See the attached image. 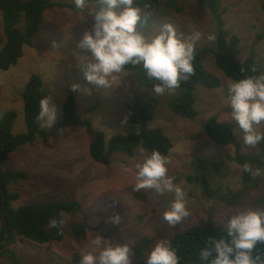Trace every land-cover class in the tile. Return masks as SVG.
<instances>
[{"label": "rangeland", "instance_id": "obj_1", "mask_svg": "<svg viewBox=\"0 0 264 264\" xmlns=\"http://www.w3.org/2000/svg\"><path fill=\"white\" fill-rule=\"evenodd\" d=\"M52 1L74 3V0ZM261 1L221 0L226 8L225 28L241 41L237 51L239 60L244 61L255 52L260 74L264 73V39L257 42L258 35L264 32ZM135 6L141 9L144 18L138 30L146 38L151 39L162 25L171 23L184 37L195 32L202 34L195 51L203 47L216 49V23L209 8L197 0H135ZM97 9L98 3L93 2L84 10L57 7L45 11L39 30L33 36L34 47L25 45L24 56L18 63L8 71L0 70V116L15 111L17 119L13 133L26 132L23 92L34 74L43 78V90L57 106L58 117L67 96L74 92L72 84L90 88V95L74 92L77 113L80 119L89 120L94 129L103 131L107 142L115 135L138 134L140 126L130 119L146 106H152L154 118L148 126L162 128L174 145L165 155L170 161L167 175L186 193L190 215L171 226L163 219V214L175 200V194H159L154 189L135 190L136 165L151 154L142 145L135 149L133 156L116 153L109 165H103L92 158L90 145L93 138L83 125L65 128L59 134H54V126L42 127V131L50 136L48 140L37 136L11 152L1 165L5 171L29 174L27 181L8 186L10 192L18 193L12 208L17 210L53 200H75L81 209L63 214L64 237L61 241L41 245L18 236L9 247L18 262L7 257L0 247V264H76V254L81 258L82 254L93 251L91 240L98 233L111 238L112 243H128L132 248L133 264H137L142 258L135 254V247L144 238L150 241V246L143 258L161 240L170 242L176 234L192 226L208 220L223 225L237 211L264 208V141L256 147L243 144L239 130L231 121L228 85L233 80L217 67L213 53L206 56L203 66L220 79L221 86L217 89L196 86L198 116L194 119L176 115L169 107V101L177 98L182 89L178 87L155 94L151 83L158 81L150 80L142 65L137 70L114 74L115 79L107 89L89 84L83 70L77 66L76 57L87 51L78 44L84 31L92 27L89 11ZM3 29L0 12V37H3ZM18 29L25 34L24 18ZM209 35H214L215 40L209 41ZM212 117L234 130L242 152L250 158L245 159V164L238 162L233 145H218L209 138L204 126ZM260 129L264 131V124ZM116 214L121 216L120 224L110 220ZM75 226H83L85 235L77 237Z\"/></svg>", "mask_w": 264, "mask_h": 264}, {"label": "trees", "instance_id": "obj_2", "mask_svg": "<svg viewBox=\"0 0 264 264\" xmlns=\"http://www.w3.org/2000/svg\"><path fill=\"white\" fill-rule=\"evenodd\" d=\"M141 1V0H140ZM200 5L209 8L217 26V47L211 49L203 47L195 51L193 64L195 73L187 80H182L179 88L182 93L175 99L169 101V107L176 114L188 119L198 116L195 108L194 91L197 85L207 89H217L221 81L209 73L203 66L204 60L209 53H213L215 63L230 79L237 81L244 77L260 75V68L257 61V54L252 52L244 61H240L237 55L240 45V38L225 28L224 8L221 0H197ZM97 0H87V5ZM142 3V2H141ZM57 7H65L78 11L75 3H56L52 0H0V12L3 15V37H0V70L8 71L15 66L24 56V46L34 47L33 36L39 30L43 21L45 11ZM261 8L264 11V0L261 1ZM22 18L26 25L25 34L21 33L18 25ZM264 39V32L259 34L257 42ZM139 65H126L124 70H137ZM156 83H151L154 86ZM44 82L41 75L34 74L30 77L23 92L25 121L27 130L22 134H14L13 128L17 119L15 111H8L0 116V247L6 252L7 257L18 260L9 247L16 238L23 237L38 244L61 241L64 237L62 226L64 213H75L81 209L79 202L75 200H53L40 204H30L17 210L12 208V203L18 198V193L8 190L11 183L27 181L29 174L26 172H14L2 170L1 165L5 163L11 152L20 146L31 142L37 136L49 139V135L42 131V125L37 120L39 102L46 97L43 90ZM154 118L152 106L148 105L134 114L130 121L140 126L138 134L128 136H113L108 142L103 131L94 129L89 120H82L77 113V100L74 92L68 95L64 104L63 114L58 117L54 125L58 134L65 128L75 125H83L86 131L92 136L90 153L94 161L103 165H109L111 158L116 153H123L129 156L135 154V149L143 146L151 153L160 151L167 155L173 149V143L165 135L162 128H149L148 122ZM204 129L211 140L218 145H233L236 149L237 160L245 164V159H250L242 152L241 144L237 140L234 130L227 124L220 123L217 118H210ZM202 182L207 184L203 178ZM264 201V196L262 197ZM59 221L57 227H50V220ZM222 225H217L208 220L201 225H195L183 232L176 234L170 243L176 249L179 257V264H200L199 253L201 249L209 246L213 239L226 236ZM74 233L77 237L85 235L83 226H75ZM150 241L142 239V243L135 247V254L142 258L137 264H145L144 252L149 248ZM258 252H264V243L257 246ZM1 256V253H0ZM76 264H79L80 255L74 256Z\"/></svg>", "mask_w": 264, "mask_h": 264}, {"label": "clouds", "instance_id": "obj_3", "mask_svg": "<svg viewBox=\"0 0 264 264\" xmlns=\"http://www.w3.org/2000/svg\"><path fill=\"white\" fill-rule=\"evenodd\" d=\"M74 3L77 9H86L87 0H74ZM97 3L98 9L88 13L92 17V27L84 31L78 44L87 51L76 57L77 66L83 70L89 84L107 89L115 79L114 74L123 71L126 65H142L147 77L158 81L153 92L162 94L178 88L182 80L195 73L193 60L201 33L184 37L173 24L166 23L149 39L138 30L144 18L135 0H97ZM207 39L214 41L215 36L209 35ZM71 87L74 92L89 95L92 91L79 83ZM228 96L231 121L239 130L243 144L256 147L264 141V131L260 129L264 124V73L230 82ZM37 120L44 128L56 124L58 108L49 97L40 99ZM169 163L158 150L147 155L136 165L135 190L174 193L175 200L164 212L163 219L175 226L189 216L190 211L183 188L167 175ZM110 220L120 224L121 216L116 214ZM58 224L56 219L50 220V227ZM221 227L226 236L211 240L209 246L201 249L200 264H264V252L256 251L257 246L264 243V208L237 211ZM91 246L93 251L82 254L79 264H133L132 248L128 243H112L111 238L98 233L91 240ZM144 260L145 264H179L176 249L164 240L158 242Z\"/></svg>", "mask_w": 264, "mask_h": 264}, {"label": "crops", "instance_id": "obj_4", "mask_svg": "<svg viewBox=\"0 0 264 264\" xmlns=\"http://www.w3.org/2000/svg\"><path fill=\"white\" fill-rule=\"evenodd\" d=\"M43 89H44V87H43ZM67 97H68V96H67ZM66 99H67V98H66ZM65 102H66V100H65ZM65 102H64V104H65ZM62 103H63V100L61 101V104H62ZM59 109L62 110V108H59ZM63 109H64V106H63ZM61 113L63 114L62 111H61ZM62 114H61V115H62ZM61 115H60V116H61ZM26 130H27V129H26ZM58 134H59V133H58Z\"/></svg>", "mask_w": 264, "mask_h": 264}]
</instances>
